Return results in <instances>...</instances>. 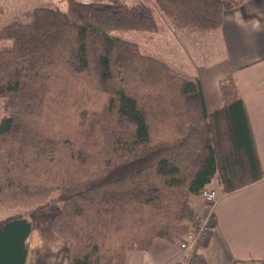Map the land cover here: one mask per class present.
Returning a JSON list of instances; mask_svg holds the SVG:
<instances>
[{"label":"trees","instance_id":"1","mask_svg":"<svg viewBox=\"0 0 264 264\" xmlns=\"http://www.w3.org/2000/svg\"><path fill=\"white\" fill-rule=\"evenodd\" d=\"M62 1L0 28V264L25 263L27 217L52 204L67 264H125L183 237L191 197L213 180L229 193L264 173L231 76L207 113L197 77L110 35L157 32L154 7ZM152 1L189 32L218 29L244 2Z\"/></svg>","mask_w":264,"mask_h":264},{"label":"crops","instance_id":"2","mask_svg":"<svg viewBox=\"0 0 264 264\" xmlns=\"http://www.w3.org/2000/svg\"><path fill=\"white\" fill-rule=\"evenodd\" d=\"M166 24L165 32L155 33L154 43L160 45V56L171 68L199 79L207 113L221 105L219 81L233 78L264 173V0H244L225 12L221 26L213 31L189 32L168 20ZM217 183L213 180L210 186L215 188ZM201 200L200 195L191 197L194 211ZM58 210L52 204L27 217L30 233L24 264H67L68 244L51 229ZM7 215L0 212V219ZM195 255L197 264L264 263V175L232 192H219L212 229L197 245ZM184 257L179 239L157 238L147 251L129 253L125 264H181Z\"/></svg>","mask_w":264,"mask_h":264},{"label":"rangeland","instance_id":"3","mask_svg":"<svg viewBox=\"0 0 264 264\" xmlns=\"http://www.w3.org/2000/svg\"><path fill=\"white\" fill-rule=\"evenodd\" d=\"M83 2H111L112 0H81ZM128 5H133L139 2H144L148 4L151 8L154 7L155 17L158 21V31L159 33L166 31V18L165 16L157 10L156 6L154 5L152 0H120ZM37 6H55L58 7L61 10L66 9V3L62 0H0V28L9 23L14 17L21 14L22 12L26 10L33 9ZM171 23V22H169ZM172 24V23H171ZM155 32V33H157ZM150 33V32H140V31H112L110 32V35L113 37H116L118 39L134 42L138 44V46L141 48L142 52L145 55L152 56L153 58H156L160 61H165L166 58L161 57V47L158 43H154V40L156 39V34ZM165 34V33H163ZM164 58V59H163ZM167 62V61H165ZM1 99H0V120L2 117H4L5 113L2 110L1 107ZM212 186V185H211ZM214 189L217 191V195H219V186L217 185ZM198 196V195H194ZM203 207V201L201 200V204L199 209L195 211V215L192 219V221L195 220L197 215H199L202 211ZM192 224V222H191ZM205 241V240H204ZM194 262L197 264V257L195 255Z\"/></svg>","mask_w":264,"mask_h":264},{"label":"built area","instance_id":"4","mask_svg":"<svg viewBox=\"0 0 264 264\" xmlns=\"http://www.w3.org/2000/svg\"><path fill=\"white\" fill-rule=\"evenodd\" d=\"M200 196L203 201L202 211L192 221L190 230L179 238V247L185 255L181 264H193L197 245L208 238L212 229L213 206L218 197L217 191L212 187H205Z\"/></svg>","mask_w":264,"mask_h":264}]
</instances>
